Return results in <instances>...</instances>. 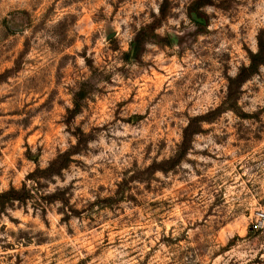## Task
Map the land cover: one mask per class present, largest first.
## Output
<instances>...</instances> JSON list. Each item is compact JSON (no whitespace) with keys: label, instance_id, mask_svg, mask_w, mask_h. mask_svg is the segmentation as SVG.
<instances>
[{"label":"rangeland","instance_id":"1","mask_svg":"<svg viewBox=\"0 0 264 264\" xmlns=\"http://www.w3.org/2000/svg\"><path fill=\"white\" fill-rule=\"evenodd\" d=\"M261 212L264 0H0V264H264Z\"/></svg>","mask_w":264,"mask_h":264},{"label":"trees","instance_id":"2","mask_svg":"<svg viewBox=\"0 0 264 264\" xmlns=\"http://www.w3.org/2000/svg\"><path fill=\"white\" fill-rule=\"evenodd\" d=\"M186 131L187 130L185 129L184 133H186ZM3 196L7 197V200L10 203H26V201L31 198V192L26 186H23L20 190L10 189Z\"/></svg>","mask_w":264,"mask_h":264},{"label":"built area","instance_id":"3","mask_svg":"<svg viewBox=\"0 0 264 264\" xmlns=\"http://www.w3.org/2000/svg\"><path fill=\"white\" fill-rule=\"evenodd\" d=\"M256 227H263L264 225V212L258 213L256 215Z\"/></svg>","mask_w":264,"mask_h":264},{"label":"water","instance_id":"4","mask_svg":"<svg viewBox=\"0 0 264 264\" xmlns=\"http://www.w3.org/2000/svg\"><path fill=\"white\" fill-rule=\"evenodd\" d=\"M114 37V34H111V35H109L108 37H107V39L109 40V39H111V38H113Z\"/></svg>","mask_w":264,"mask_h":264}]
</instances>
